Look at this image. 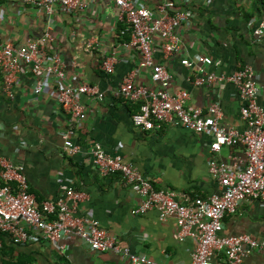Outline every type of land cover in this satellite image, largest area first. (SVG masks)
<instances>
[{"label": "crops", "instance_id": "1", "mask_svg": "<svg viewBox=\"0 0 264 264\" xmlns=\"http://www.w3.org/2000/svg\"><path fill=\"white\" fill-rule=\"evenodd\" d=\"M150 12L163 0H136ZM177 8L188 18L176 28L178 50L164 57L158 50L154 60L164 64L171 75L169 90L185 89L187 107L205 111L213 102L222 110L221 123L243 131L240 117L244 104L239 91L230 82L196 86L191 81L199 64L190 69L183 58L207 55L212 63L205 71L230 73L237 64L247 63L258 75L259 103L264 108V36L255 40L254 29L264 19V0H177ZM118 8L109 0H86L83 9L64 13L59 6L51 14L38 11L23 0H0V41L22 44L27 38L50 33L49 54L57 53L64 63V83L95 86L103 98L82 94L86 118L73 137L79 151L73 155L63 149L61 132L68 127V115L53 96L56 85L46 79L43 90L33 92L35 76L22 67L17 73L13 97L3 94L0 77V161L7 160L24 167L28 189L37 201H55L67 188L85 193L75 213L96 219L118 242L132 253L145 255L164 264H190L195 246L192 237L179 240L173 217L161 221L156 209L133 214L141 201L131 184L118 174L101 176L92 162L90 148L99 143L109 154H119L160 188L177 193L180 202L195 196L206 197L218 192V182L209 172L211 136L196 133L181 125L163 123L145 130L133 124L131 116L139 104L117 97L114 91L122 78L134 73V83L156 86L150 69L139 66L140 55L128 46L129 33ZM161 39L154 36L155 48ZM116 61L111 73L100 68L106 57ZM218 161L242 162L241 145L223 146L214 153ZM30 232H34L32 229ZM247 233L257 238L264 233V202L242 203L235 213L222 220L223 235ZM65 245L64 252L59 250ZM0 264H131L129 259L111 252L92 250L80 239L62 238L57 244L28 240L15 244L0 234ZM215 264H225L219 253ZM242 264H264V251H254Z\"/></svg>", "mask_w": 264, "mask_h": 264}, {"label": "built area", "instance_id": "2", "mask_svg": "<svg viewBox=\"0 0 264 264\" xmlns=\"http://www.w3.org/2000/svg\"><path fill=\"white\" fill-rule=\"evenodd\" d=\"M118 8V17L129 33L128 46L138 51L139 66L150 69V78L156 86L146 87L134 83V73L122 78L114 91L117 97L139 104L133 113V124L145 130L161 127L163 123L181 125L196 133L211 136L209 150V172L218 182V192L209 196H195L183 203L177 199L176 191L157 187L132 163L119 154H109L99 143L90 148L92 162L101 176L118 174L127 184L134 186L141 197L140 203L132 209L133 214H142L150 209L158 211V217L165 221L173 217L176 221L179 240L192 237L195 246L191 252L190 264H215V257L221 253L225 264H242L245 257L254 251H264V233L257 238L243 233L237 235L220 234L222 220L226 214L235 213L247 201L264 202V108L259 103L258 75L247 63H239L230 73L205 71L212 63L207 55L196 60L183 58L181 63L191 68L199 64L198 72L190 81L196 86L230 82L239 91L244 104L240 117L246 124L243 131L233 125L221 123L222 110L218 102L210 104L205 111L200 107L189 108L186 102L189 93L185 89L169 90L171 75L164 64L156 62V51L164 57L178 50L176 28L188 18V13L177 8V0H163L152 13L136 0H109ZM38 11L51 14L58 5L64 13L86 6V0H23ZM161 39L159 49L155 48L154 36ZM256 41L264 36V19L254 29ZM53 40L50 33L40 37L27 38L22 44L0 41L1 90L7 97H13L17 73L26 67L35 76L33 92L43 90L46 79L52 77L56 83L53 96L61 109L68 115V127L61 132L63 149L69 155L79 151L73 141L76 130L86 118V108L81 95L87 94L103 98V92L95 86L80 83L71 87L64 83L66 72L61 56L49 54L47 42ZM116 57H106L100 68L111 73ZM241 145L245 158L240 163L218 161L214 153L223 146ZM85 193L67 188L62 197L55 201H37L28 189L24 167L11 161H0V232L6 233L15 244L28 240L45 241L57 244L62 238L80 239L98 252H111L129 259L131 264H164L145 255L132 253L122 246L115 236L93 218L78 216L77 203L84 200ZM34 232H30L29 230ZM59 250L64 252L65 245Z\"/></svg>", "mask_w": 264, "mask_h": 264}, {"label": "trees", "instance_id": "3", "mask_svg": "<svg viewBox=\"0 0 264 264\" xmlns=\"http://www.w3.org/2000/svg\"><path fill=\"white\" fill-rule=\"evenodd\" d=\"M0 234H6V233H3V232H0ZM7 235V234H6ZM8 236V235H7Z\"/></svg>", "mask_w": 264, "mask_h": 264}]
</instances>
